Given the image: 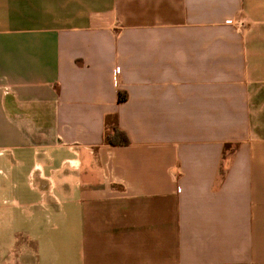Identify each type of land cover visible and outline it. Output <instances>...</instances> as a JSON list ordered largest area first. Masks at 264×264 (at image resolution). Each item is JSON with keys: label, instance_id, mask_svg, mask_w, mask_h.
Segmentation results:
<instances>
[{"label": "crops", "instance_id": "0c3cea01", "mask_svg": "<svg viewBox=\"0 0 264 264\" xmlns=\"http://www.w3.org/2000/svg\"><path fill=\"white\" fill-rule=\"evenodd\" d=\"M0 264H264V0H0Z\"/></svg>", "mask_w": 264, "mask_h": 264}, {"label": "trees", "instance_id": "16d2710c", "mask_svg": "<svg viewBox=\"0 0 264 264\" xmlns=\"http://www.w3.org/2000/svg\"><path fill=\"white\" fill-rule=\"evenodd\" d=\"M125 97V95L119 93L120 101H123ZM105 142L111 145H127L130 140L125 131L121 130L116 124H113L105 135Z\"/></svg>", "mask_w": 264, "mask_h": 264}, {"label": "built area", "instance_id": "2783aa9c", "mask_svg": "<svg viewBox=\"0 0 264 264\" xmlns=\"http://www.w3.org/2000/svg\"><path fill=\"white\" fill-rule=\"evenodd\" d=\"M114 83L116 84L117 83V80H115Z\"/></svg>", "mask_w": 264, "mask_h": 264}]
</instances>
